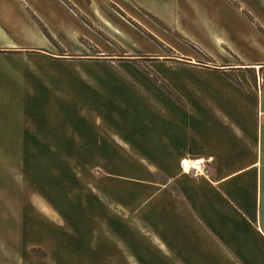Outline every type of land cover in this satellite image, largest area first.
<instances>
[{
    "label": "crops",
    "instance_id": "1",
    "mask_svg": "<svg viewBox=\"0 0 264 264\" xmlns=\"http://www.w3.org/2000/svg\"><path fill=\"white\" fill-rule=\"evenodd\" d=\"M138 8L0 0V154H41L20 182L0 161V264H264V52L175 25L180 48L143 49L112 21L145 38ZM20 82L77 114L18 125L1 90Z\"/></svg>",
    "mask_w": 264,
    "mask_h": 264
},
{
    "label": "rangeland",
    "instance_id": "2",
    "mask_svg": "<svg viewBox=\"0 0 264 264\" xmlns=\"http://www.w3.org/2000/svg\"><path fill=\"white\" fill-rule=\"evenodd\" d=\"M141 2L156 12L155 14L149 9H145L148 12L145 13L143 9L139 10L138 8L135 13L136 17L145 24V28L138 22L139 25H136L146 35L145 38L139 35L138 31H133L119 23L116 18L112 21L129 34V37L143 49L153 48L149 46L148 38L152 40L153 44L155 43L157 48L165 49L166 46L180 48L178 37L171 36L174 32L172 26L175 25L194 34H201L202 26H206L217 32L230 35L224 37L243 53L261 54L264 52V0H141ZM67 24V26L70 25L85 32V29L79 26L75 20H67ZM154 33L159 36H154ZM197 37L206 43L209 42L204 36ZM90 39L100 43L94 36H88V40ZM44 64L40 63L39 65L46 68L47 65L45 64V67ZM54 70L57 71V69ZM62 74V71L48 72L47 78L55 80ZM21 83H17L16 87L1 90L2 100L6 102L1 106V113L15 118L18 125L21 123L22 126L24 120L32 118L39 120L52 116L72 118L77 114L72 110L54 109L47 106L48 102H52V98L50 100L48 96L42 92L39 93L33 86L32 90L28 89L27 85L25 88L23 85L21 86ZM43 96L45 97L43 98ZM22 128L20 131L24 132V126ZM0 161L2 177H7L8 172H11V175L16 176L20 182L25 177L26 164L41 161V154L1 153ZM44 172L50 184L74 175L73 170L52 166H49ZM38 253L36 252V254Z\"/></svg>",
    "mask_w": 264,
    "mask_h": 264
},
{
    "label": "built area",
    "instance_id": "3",
    "mask_svg": "<svg viewBox=\"0 0 264 264\" xmlns=\"http://www.w3.org/2000/svg\"><path fill=\"white\" fill-rule=\"evenodd\" d=\"M211 159H190L184 158L180 161L181 170L191 176H205L208 173Z\"/></svg>",
    "mask_w": 264,
    "mask_h": 264
}]
</instances>
